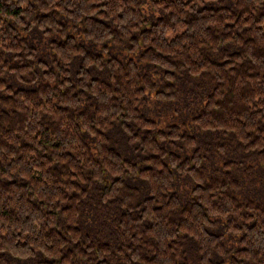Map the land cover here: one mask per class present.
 <instances>
[{"label": "trees", "instance_id": "1", "mask_svg": "<svg viewBox=\"0 0 264 264\" xmlns=\"http://www.w3.org/2000/svg\"><path fill=\"white\" fill-rule=\"evenodd\" d=\"M148 9L0 0V264H264V0Z\"/></svg>", "mask_w": 264, "mask_h": 264}, {"label": "rangeland", "instance_id": "2", "mask_svg": "<svg viewBox=\"0 0 264 264\" xmlns=\"http://www.w3.org/2000/svg\"><path fill=\"white\" fill-rule=\"evenodd\" d=\"M151 2V0H143V8H144V12L147 14V13H151V14H154L156 12H154L152 9H148V5L149 3ZM173 34V31H169L167 33L168 36H172Z\"/></svg>", "mask_w": 264, "mask_h": 264}]
</instances>
